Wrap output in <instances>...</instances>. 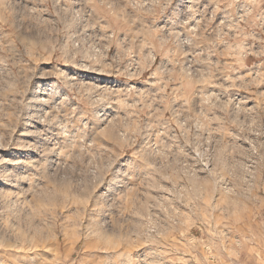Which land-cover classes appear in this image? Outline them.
I'll return each instance as SVG.
<instances>
[{
  "label": "rangeland",
  "instance_id": "rangeland-1",
  "mask_svg": "<svg viewBox=\"0 0 264 264\" xmlns=\"http://www.w3.org/2000/svg\"><path fill=\"white\" fill-rule=\"evenodd\" d=\"M0 264H264V0H0Z\"/></svg>",
  "mask_w": 264,
  "mask_h": 264
}]
</instances>
